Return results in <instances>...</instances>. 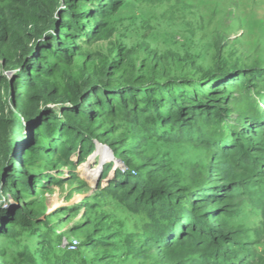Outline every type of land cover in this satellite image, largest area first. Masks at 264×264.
Wrapping results in <instances>:
<instances>
[{"label": "trees", "instance_id": "1", "mask_svg": "<svg viewBox=\"0 0 264 264\" xmlns=\"http://www.w3.org/2000/svg\"><path fill=\"white\" fill-rule=\"evenodd\" d=\"M122 1L0 0V168L4 169L0 191L29 195L40 184L46 188L48 180L58 181L26 168L41 149L57 156L58 167H68L71 174L76 166L71 156L76 153L84 157L86 142L96 135L93 123L119 113L136 128L143 126L152 134L158 126L169 128L170 132L163 131L159 137L202 144L212 153L209 183L189 193L167 179L154 189L137 175L120 173L114 174L102 190L128 202L132 198L130 205L135 211L145 209L143 228L148 235L134 261L149 258L154 264H264V252L253 251L244 232L222 218L236 214L237 199H248L264 210V107L251 98L244 70L205 75L203 80L211 79L202 87L196 86V95L174 80L155 82L153 77L141 84L137 78L136 84L128 81L119 89L109 90L112 86L105 78L111 75L113 62L104 68L103 76L94 75L76 85L70 106L62 108V114L45 105L58 101L60 93L46 80L39 83V78L55 71L57 66L47 65L53 55L64 58L71 52L66 43H61V36L76 40L77 34L95 35L100 29L98 19ZM88 19L98 25L90 24V28ZM49 30L53 34H48ZM17 69L11 81L5 73ZM251 71L256 73L251 82L257 81L261 70L259 74L258 69ZM236 86L242 90L240 97L228 94ZM260 97L264 100V95ZM234 103H246L250 109L231 119L230 106ZM15 110L23 114L27 134L20 132L24 122L16 119ZM206 128L213 129L209 135L204 133ZM16 131L19 133L12 136ZM40 138L49 141V147L41 142L36 146ZM22 148H26L25 162L19 157ZM109 168L106 166L102 174L106 175ZM88 169L83 170L86 176L95 180L96 172ZM262 214L259 237L264 235V211ZM30 215L17 208L9 213L0 208V237L11 238L22 229L41 235L33 247L39 252L52 248L54 242L48 231L40 226L38 232V221ZM63 253L67 255L63 254V261L56 264H66L71 253ZM24 254L29 257V249Z\"/></svg>", "mask_w": 264, "mask_h": 264}, {"label": "rangeland", "instance_id": "2", "mask_svg": "<svg viewBox=\"0 0 264 264\" xmlns=\"http://www.w3.org/2000/svg\"><path fill=\"white\" fill-rule=\"evenodd\" d=\"M105 15L98 19L100 29L95 35L77 34L76 40L61 36V43L71 49L69 56L53 55L47 65L57 66L55 71L39 78V83L46 80L60 93L58 101L45 104L55 112L62 114V108L70 106L76 85L94 75L103 76L104 68L113 62L111 75L105 78L112 86L109 90L128 81L136 84L137 78L141 84L153 77L155 82L174 80L196 95V86L202 87L211 79L203 80L205 75L244 70L251 98L264 107L260 97L264 95V0H123ZM88 23L90 28V24L98 25L92 19ZM53 32L49 30L48 34ZM253 69L262 74L251 82L256 74ZM17 71L5 74L14 81ZM204 90L209 93V87ZM228 94L240 97L242 90L236 86ZM230 107L231 119L250 109L246 103ZM23 117L20 111L16 113V119L23 121ZM23 122L20 132L27 134ZM93 128L96 135L86 142L85 156L74 153L70 158L76 164L71 174L68 167H58L57 156L41 149L26 168L58 181L48 180L46 188L40 184L29 195L0 191L1 209L31 212L38 221L37 231L43 227L54 242L52 248L39 252L33 248L41 239L39 233L31 235L21 229L11 238L0 237V264H56L63 261V254L67 255L63 250L71 253L66 264H154L149 258L134 261L148 235L143 228L145 209L135 211L130 205L132 198L128 202L102 190L119 173L137 175L154 189L167 179L187 193L209 183L210 149L188 140L160 138L163 131H171L169 128L158 126L152 134L143 126L136 128L119 113L95 121ZM212 130L206 128L204 133L209 135ZM40 142L50 145L41 138L35 145ZM25 150L20 149L19 154L23 162ZM106 166L110 168L103 175ZM84 167L96 172L95 180L86 176ZM3 174L0 168V176ZM236 203V214L222 218L244 232L253 251L264 252V235L259 237L257 233L262 229L263 208L248 199H237ZM28 249L29 257L24 254Z\"/></svg>", "mask_w": 264, "mask_h": 264}, {"label": "built area", "instance_id": "3", "mask_svg": "<svg viewBox=\"0 0 264 264\" xmlns=\"http://www.w3.org/2000/svg\"><path fill=\"white\" fill-rule=\"evenodd\" d=\"M75 246H76V243L71 244V248H72V249H74ZM71 248H70V249H71Z\"/></svg>", "mask_w": 264, "mask_h": 264}]
</instances>
